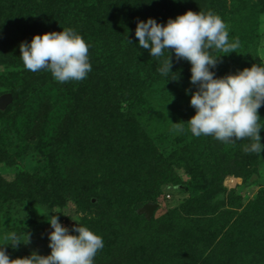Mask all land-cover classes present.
<instances>
[{"label": "rangeland", "instance_id": "374dc122", "mask_svg": "<svg viewBox=\"0 0 264 264\" xmlns=\"http://www.w3.org/2000/svg\"><path fill=\"white\" fill-rule=\"evenodd\" d=\"M22 1L25 8H29L39 19L51 7L57 17L64 20L63 23L75 21L73 29L89 45L93 63L87 78L76 81L77 100L61 101L59 98L52 101L45 97L41 103L27 104L29 94L26 89L30 83H22L18 77L26 75L27 80L31 81L45 71L31 72L19 68L15 60L8 57L13 52L6 45L0 46V96L14 91L20 97L18 105L10 108L9 105L5 112L0 111V149L9 151L6 156L0 155V244H5L0 247L6 248L10 259L29 256L33 251L44 256L50 253L47 233L52 229L47 222V215H57L61 224L69 228L83 216L68 198L60 199L62 197L59 193H52L53 187L42 174L43 169L51 158L48 156L49 152L58 153L59 150L74 148L77 141L70 139L68 130L76 120L89 125L88 120L104 118L107 113L113 112L116 105H121V108L125 106L126 102L122 101L124 99L120 97V91L116 90L119 86H125L132 92L136 88L143 95V106L149 113L144 119L137 121L140 129L145 132L142 147L150 152L155 149L167 159L181 156L187 162L191 157L192 161H188V164L198 160L200 168L230 172L222 175L221 183L219 179L214 181V184H221L224 190L223 193L219 190L215 201L221 202L217 213L235 210L237 201H227L229 192L241 195L243 205L264 192V151L260 155L244 151V147L253 141L244 138L222 143L212 136L196 137L188 130L185 122L195 114V109L190 105V94H186L187 89L195 91V86L189 83L190 63L185 60L177 62L172 55L171 76H176V79L169 77L166 80L159 69L168 56L167 51L164 57H151L148 50L138 46V38L134 34L137 19L152 17L158 23L166 24L169 15L164 0ZM172 3L170 10L173 19L188 10L204 13L211 11L222 19H227L229 38L238 40L239 47L226 55L216 50L211 52L214 57L221 55L215 70L217 77L235 73L253 64L264 65V0H172ZM5 15H9L7 7L0 4V23L6 18ZM27 28L28 31L19 37L20 43L31 41L34 35L47 32L45 27L36 31ZM8 33L6 28L0 31V40L6 43L10 36ZM140 85L143 89L138 87ZM37 105L39 107L36 109ZM56 108L58 114L67 118L64 120L66 126L50 133V120L47 121L46 117ZM258 111L261 117L259 123L264 124V106ZM71 113L72 117L69 116ZM25 114H31L32 120L35 118L33 129H37L30 133L29 139L16 136L11 127V124L26 116ZM180 126L183 131L177 130ZM260 135L261 143L264 144V129ZM100 140L105 141L104 138ZM177 170L180 183L165 184L151 197L156 205L151 217L157 219L201 192V189L189 191L186 185L190 182V177L183 172V167ZM249 170L253 172L247 173ZM6 184L10 188L5 187ZM62 201L68 202L62 206ZM148 204L150 202L141 203L138 213L150 219L146 213H141ZM11 232L20 236L21 243L16 248L3 239ZM104 260L105 248L97 252L94 264H103Z\"/></svg>", "mask_w": 264, "mask_h": 264}, {"label": "trees", "instance_id": "16d2710c", "mask_svg": "<svg viewBox=\"0 0 264 264\" xmlns=\"http://www.w3.org/2000/svg\"><path fill=\"white\" fill-rule=\"evenodd\" d=\"M164 3L172 18V0ZM0 4L7 7L9 14L1 20L4 24L0 23V31L6 28L10 34L6 43L0 40V46L6 45L13 52L8 57L22 69L19 37L28 31L27 27L33 31L45 27L47 32H60L69 25L76 26L75 21L63 23L51 7L39 19L25 8L22 0H0ZM223 20L227 22L226 18ZM89 60L92 64L91 54ZM18 78L22 83H30L26 89L27 104L41 103L45 97L52 101L77 100L76 81L55 83L47 71L31 81L26 75ZM138 87L143 89L142 85ZM116 90L120 91L125 106L116 105L104 118L88 120L89 125L76 120L68 130L70 139L77 141L74 148L49 152L51 158L42 173L53 187L54 195L59 193L60 199L68 198L83 213L78 223L103 238V264H264V192L247 205H243L237 192H229L227 201H237L235 210L217 213L221 202L215 201L219 190L221 193L224 190L214 181L219 179L221 183L222 175L230 172L200 168L194 154L196 162L188 164L191 157L187 162L181 156L167 159L155 149L150 152L142 147L145 132L137 121L149 112L144 109L141 90L135 88L132 92L125 86ZM7 94L13 99L9 108L18 105L20 97L14 91ZM46 118L50 120V133L66 126L67 118L58 114L57 108ZM34 121L31 114L23 116L17 125L11 124L12 133L29 139L30 133L37 130L33 129ZM100 138L105 141L101 142ZM8 153L0 149L1 156ZM182 167L190 177L187 189L191 192L201 189V192L157 219L139 214L141 203L155 204L151 197L157 189L168 183H180L177 169ZM250 172L253 171H247ZM68 201H62V206Z\"/></svg>", "mask_w": 264, "mask_h": 264}, {"label": "clouds", "instance_id": "9594fccd", "mask_svg": "<svg viewBox=\"0 0 264 264\" xmlns=\"http://www.w3.org/2000/svg\"><path fill=\"white\" fill-rule=\"evenodd\" d=\"M134 34L138 46L148 50L151 57H164L167 51L159 69L166 80L176 79L171 76L172 55L177 62L190 63L189 83L195 91L187 89L186 94H190L195 114L185 123L194 136H212L222 143L249 138L253 142L244 147L246 153L260 155L264 151L260 135L264 124L259 123L258 111L264 106V65L253 64L217 77L221 55L214 57L211 52L226 55L239 47L238 40H230L228 27L219 15L188 10L175 19L169 18L166 24L152 17L137 19ZM19 50L25 69L50 72L59 83L82 81L92 71L89 45L70 27L36 34L31 41H22ZM177 130L183 131V127ZM46 218L52 229L47 233L50 253L44 256L33 251L29 256L10 259L6 248L0 247V264H94L97 252L104 247L100 235L80 223L71 228L63 226L57 215ZM3 239L13 248L21 243L16 232Z\"/></svg>", "mask_w": 264, "mask_h": 264}, {"label": "water", "instance_id": "95a60500", "mask_svg": "<svg viewBox=\"0 0 264 264\" xmlns=\"http://www.w3.org/2000/svg\"><path fill=\"white\" fill-rule=\"evenodd\" d=\"M12 101L13 99L11 94H4L0 96V111H4L9 105L12 104ZM155 207V204L150 203L141 210V213H146L147 217L150 218Z\"/></svg>", "mask_w": 264, "mask_h": 264}]
</instances>
